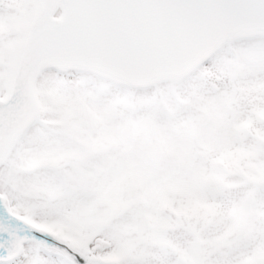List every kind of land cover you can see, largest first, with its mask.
<instances>
[{"label":"snow or ice","instance_id":"obj_1","mask_svg":"<svg viewBox=\"0 0 264 264\" xmlns=\"http://www.w3.org/2000/svg\"><path fill=\"white\" fill-rule=\"evenodd\" d=\"M0 264H264V0H0Z\"/></svg>","mask_w":264,"mask_h":264}]
</instances>
